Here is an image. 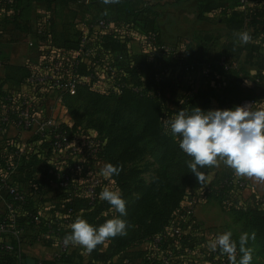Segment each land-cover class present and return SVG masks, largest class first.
Instances as JSON below:
<instances>
[{"label": "trees", "instance_id": "obj_1", "mask_svg": "<svg viewBox=\"0 0 264 264\" xmlns=\"http://www.w3.org/2000/svg\"><path fill=\"white\" fill-rule=\"evenodd\" d=\"M8 1V2H7ZM57 0H0L4 12L0 14V26L7 32L15 28L22 32L31 29V18L36 4H42L48 11ZM103 2L104 0H99ZM183 2L185 0H177ZM198 19L205 20L208 15L219 13V21L225 26L228 33L247 31L252 39L247 44L229 43L226 50L229 51L228 60H238L241 64L256 67L254 76L249 75L242 67L238 71L224 73L220 69L210 70L207 74L189 73L181 66L176 69L172 55H158L157 64L150 63L142 53L139 56L130 54L128 44L133 36L138 34L139 39L147 36H154L155 44H165L161 41L157 15L153 6L145 0H118L112 3L108 17L102 18L119 24H124L131 29V32L118 39L116 33L100 36L92 48L97 53L110 55L113 64L126 74L130 85L124 88L119 95H104L91 86L80 87L74 97H64L63 102L68 104L67 99L74 98L81 105L70 110L73 120V130L78 129L82 123L77 111L83 109L90 116H101L105 104L113 101V109L106 111L108 130L104 134V145L98 156V162L112 164L119 168V174L102 181L97 187L98 196L94 204L84 196L71 195L74 188L58 189L54 186V177L49 175V166L43 161L32 159L20 171L25 174L24 178L32 187L26 193L27 202L24 205L13 204L12 211L17 217V223L27 224L26 228L34 227L39 231L40 241L45 246L55 245L52 237L47 235V227L50 221L33 222L28 216L35 215L36 201L55 200L59 201L55 224L52 229L58 231L59 216L68 215L72 220L83 219L94 227H98L109 219L116 218L110 205L99 199V194L106 187L110 190L119 191L126 202V215L119 217L126 222V234L110 238L107 248L102 244L96 246L91 252H79L77 246H73L67 255H62L57 262L39 261L26 259L19 250L23 244V237L18 241L10 243L13 250L6 252L2 247L0 238V264H111L114 256L122 254L121 262L126 264H161L160 257L168 250L166 241H163L156 252L128 253V248L145 242L158 232H161L172 220L173 214L182 213L181 203L186 191H197L205 186L208 190L204 192L209 201H215L219 206L231 213L234 223L239 226L240 232L247 235L246 247L253 248L256 256L262 259L264 264V196L251 195L244 199L242 191L236 193L233 186L224 185L229 182L233 171L225 165L216 170L214 167L200 169L204 179L196 180L188 168L190 157L186 156L179 149V140L169 135L166 131V121L175 117L180 111L191 113L194 107L201 110L230 109L240 106L243 102H253V109L264 108V0H247L246 10H242L239 0H196ZM253 2V6L249 5ZM239 8L241 11H237ZM99 20V19H98ZM10 30V31H8ZM82 33L78 32L70 38H64L59 42H52L64 51H77L80 48ZM203 39L195 47L188 41H179L172 46L177 51V57L181 63L187 61L193 64L213 62L215 58L205 61L206 42ZM182 48V49H181ZM5 56L2 54L0 41V60L5 65ZM169 73L164 70L172 69ZM26 77L28 68L25 66ZM89 67L80 65V73H87ZM195 77L194 80L191 77ZM256 79L255 85L260 89L255 94L256 88L248 83ZM191 80V81H190ZM214 80L217 84H224L223 90L219 93L211 88L208 83ZM3 85L0 83V95L4 94ZM106 124V125H107ZM101 125V127H102ZM96 127V126H94ZM99 134L103 133L100 128ZM149 147L153 157V164L158 167L156 174L149 183L141 179L145 170H135L131 167L143 153H138L141 147ZM147 166H151L148 164ZM149 169V167H148ZM38 171V175L35 173ZM8 204L9 197L5 193ZM38 198V199H37ZM71 211V213H69ZM7 213L0 215L1 218H8ZM50 218L49 220H53ZM193 219L191 222H194ZM201 227L195 223L190 233L179 237L183 247L191 245L195 240L196 229ZM62 237L70 233L71 229L59 230ZM58 231V232H59ZM237 242L239 251V238L232 237ZM152 256V257H151ZM26 258V256H25ZM238 257L237 260H239ZM256 262V261H253Z\"/></svg>", "mask_w": 264, "mask_h": 264}, {"label": "built area", "instance_id": "obj_2", "mask_svg": "<svg viewBox=\"0 0 264 264\" xmlns=\"http://www.w3.org/2000/svg\"><path fill=\"white\" fill-rule=\"evenodd\" d=\"M8 2V1H7ZM242 10H246L247 0H239ZM4 12L0 4V14ZM131 32L127 25L117 24L109 20H95L86 26V32L82 34L80 48L77 51H64L53 45L49 27L44 22H38L35 28V35L40 40L37 62L28 67V74L25 78V85L17 92H5L0 95V193L9 197L8 218L0 217V238L2 247L6 252L13 250V247L6 242L10 235L15 239L21 237V229L17 223L18 215L12 211L13 204L24 205L27 196L19 190L16 179L20 175V167L23 161L30 155L37 156L49 166L48 174L54 177V186L58 189L74 188L71 195L84 196L90 204L97 199V187L101 185V179L83 178L82 174L87 168L98 162V156L104 142L95 137H88L79 134L78 129L73 130V124L62 123L58 120L57 110L63 107L64 97H74L80 87L91 86L102 94L119 95L121 91L130 85L126 74L118 70L106 53H97L92 47L97 39L106 34L116 33L118 39H123ZM141 51L148 58L150 63L157 64L158 55H172L173 61L178 67H182L189 73L207 74L210 70L220 69L224 73L238 71L240 62L228 60L221 56L213 62L193 64L181 63L177 57V51L172 45L155 44L154 36H147L140 39ZM182 49V48H181ZM85 64L87 73H80V65ZM1 66V60H0ZM178 66V67H177ZM180 67V68H181ZM172 69L164 70L169 73ZM257 80H251L254 86ZM208 85L216 92L224 88L222 82L215 83L211 80ZM50 101L47 107L49 115H45L44 105ZM253 105V102L245 101L240 106ZM174 118V117H173ZM172 118H169L170 120ZM13 127L18 132H30L36 136L34 149L26 144L20 145L16 141L6 140V131ZM38 175V171L35 176ZM226 186H233L236 193H242L247 188V183L241 178L231 176ZM208 186L197 191H186L181 203L182 213L173 214L172 220L161 232H158L145 243L152 253L159 250V246L166 241L168 250L160 257L161 264H198L201 257L205 264H232L230 259L217 251L210 249V243L221 233L210 231L204 233L196 229L194 241L191 245L183 247L178 240L180 236L190 233L192 226L197 223L195 213L198 207L205 205L209 200L204 192ZM71 213V211L69 212ZM33 222L50 221L46 224L47 235L55 241V251L50 254L49 261L58 262L62 255L69 254L74 246L71 243L65 244L64 238L59 230L71 229L74 222L68 215L59 216L58 231L52 229L56 219L49 220L39 213L28 216ZM194 222H191L192 220ZM204 256L201 254V244ZM152 257V256H151Z\"/></svg>", "mask_w": 264, "mask_h": 264}, {"label": "crops", "instance_id": "obj_3", "mask_svg": "<svg viewBox=\"0 0 264 264\" xmlns=\"http://www.w3.org/2000/svg\"><path fill=\"white\" fill-rule=\"evenodd\" d=\"M149 5L153 6L154 12L157 15V21L159 25L161 41L165 44L173 45L179 41H186L192 44V47L203 40H208L205 44L206 54L209 55L210 59L219 58L221 56L230 57L229 51L226 50V45L229 43L238 44V33H228L225 26L220 23V15L218 12L212 15H208L205 20L198 19V10L196 0H185L178 2L177 0H145ZM112 3L100 2L99 0H57L52 6L50 11L42 4H36L33 10L31 18V29L28 32H22L11 26L7 29H12V37L6 35V31L0 26V41L1 50L3 56H5L6 64L0 66V83L3 85V90L9 92H17L25 85L26 70L30 65H34L37 62V52L40 40L35 35V28L37 23L44 22L49 27L51 41L59 42L64 38H70L75 33L86 32V26L98 19L108 17L110 14ZM250 6H253V2H249ZM237 11H241L236 8ZM130 54L134 56L141 55V45L138 34L132 37L128 44ZM240 67L244 69L246 73L254 76L257 72L256 67L244 65L240 63ZM239 67V68H240ZM195 77H191L194 80ZM191 81V80H190ZM251 87H255L250 82L248 83ZM256 88L255 94L260 93V89ZM50 101L44 105L45 115L48 116L49 112L47 107L50 105ZM63 106L64 102H63ZM64 107L58 108L57 117L62 123L73 124L64 113ZM6 140H14L18 144H26L29 148L34 149V142L36 136L30 132H18L13 127H9L6 131ZM2 142L0 139V151H5L1 147ZM37 156L30 155L24 161L20 167V171L26 166L32 159ZM41 161V160H40ZM101 162V161H99ZM103 163L105 166L106 163ZM96 164V163H95ZM223 162H219V165L215 166L218 170L223 167ZM20 173L16 179V185L26 193L28 189L32 188L24 178L25 174ZM109 178V177H108ZM247 183V188L242 193L244 199H249L251 195L264 196V182H258L251 178L243 177ZM31 194V193H29ZM38 199V198H37ZM211 201L205 205L197 208L195 213V220L198 224L213 226L216 222L222 221L224 216L225 220H231L232 226L238 227V233L235 235L240 238L242 235L238 225L234 223V218L231 213L223 210L219 204L215 201L210 204ZM36 212L47 217L53 218L57 212L59 201L47 200V201H36L34 203ZM221 211H218L217 206ZM8 202L4 195L0 194V215L7 213ZM224 213V214H223ZM222 224V222L220 223ZM226 224V223H225ZM20 225V224H19ZM27 224H21V236L24 241L23 244L19 245V250L26 256H24V262H28L26 259H33L39 261H49L50 254L55 251V245L45 246L40 241V233L36 228H26ZM18 241L14 236L10 235L6 238L8 244ZM108 241L102 243L103 248H107ZM79 252L87 253L88 251L80 246H77ZM148 245L143 242L136 246L128 248L126 252L136 253L145 252L148 250ZM253 249V248H252ZM252 252V251H251ZM239 253V251L237 252ZM253 253V252H252ZM123 253L116 255L112 258L111 264H126L121 262ZM238 258V257H237ZM66 264V263H59ZM74 264L77 262L74 261Z\"/></svg>", "mask_w": 264, "mask_h": 264}, {"label": "clouds", "instance_id": "obj_4", "mask_svg": "<svg viewBox=\"0 0 264 264\" xmlns=\"http://www.w3.org/2000/svg\"><path fill=\"white\" fill-rule=\"evenodd\" d=\"M104 2L118 3V0ZM238 39L247 44L252 37L244 31L238 33ZM166 131L179 140V149L190 157L188 168L196 180L204 179L200 169L223 162L236 178L264 182V108L254 110L253 105H245L205 111L194 107L191 113L180 111L167 120ZM101 174L110 178L119 174V168L109 163ZM99 199L107 202L118 216L98 227L78 218L70 226L71 231L64 238L65 244L71 243L91 252L106 240L126 234V222L119 218L126 215V202L119 191L106 187L99 194ZM247 240V235L239 238V260L237 242L232 240L230 231L216 236L210 243V249L227 256L232 264H252Z\"/></svg>", "mask_w": 264, "mask_h": 264}, {"label": "rangeland", "instance_id": "obj_5", "mask_svg": "<svg viewBox=\"0 0 264 264\" xmlns=\"http://www.w3.org/2000/svg\"><path fill=\"white\" fill-rule=\"evenodd\" d=\"M8 31H10V30H8ZM6 35L9 38L13 36L12 32H7V31H6ZM186 41H188V40H186ZM204 58H205L204 60L207 61V62L210 59L208 54H206L204 56ZM106 95L111 96V94H106ZM66 101L70 103L71 108L68 107L67 103H64L65 106H63L64 107L63 111L67 115L68 119H70V122L73 123L72 115L70 114V110L79 107L81 105V103L77 102L74 98H71L70 100L67 99ZM113 104L114 103H113L112 100L109 101L108 103H106L105 107H104V111H103L101 116H96V115L90 116L83 109H79L77 111V114H76L77 116H80L81 119H82V123L78 127L79 134H83V135H86L88 137L89 136L90 137H95V138H98V139H100L101 141L104 142V139H103L104 136L103 135L104 134L106 135L108 127H109L107 122H105V124L102 125L104 119L106 118V114H107V113H104V112L111 111L113 109ZM101 125H102V127H101ZM94 126H96V127H94ZM100 128L103 130V133L101 135L99 134V130H98ZM148 151H149V147L148 146L141 147L140 150L138 151V153L141 152V153H143V155H141L138 158V160H136L133 164H131V167H133L135 170L137 169V171H138V169L145 170L146 172L142 173L140 177L145 182L149 183L150 179L156 174V171H157L158 167L156 165H152L154 163L153 162V157L150 154V152H148ZM148 164H150L151 166H147ZM217 165H219V162H218ZM148 167H149V169H148ZM103 168H104L103 163L97 162L96 164L91 165L90 169L86 168L84 170L82 176H83V178L90 177V178L101 179V181H106L108 179V177H104L101 174ZM211 203L213 204L214 202L211 201L210 204ZM217 209H218V211H221L218 206H217ZM221 222H222V224H220ZM200 231H203L204 233H209L210 231H214V232L221 233V234L224 233V232L230 231L232 233V237H233V236L237 235L238 227L237 226H232L231 220L230 219L229 220H225V218L223 216L222 221L216 222V224L213 225V226L202 225L201 228H200ZM203 247H205L204 243L201 244V248H200L201 254L204 256ZM250 249L253 252L252 253V257H253L252 264H256V263L262 262V259L255 255L256 251L254 249H252V248H250ZM237 257H239V253H237ZM253 261H256V262H253ZM198 264H205V261H204V259L202 257H201L200 260H198Z\"/></svg>", "mask_w": 264, "mask_h": 264}]
</instances>
